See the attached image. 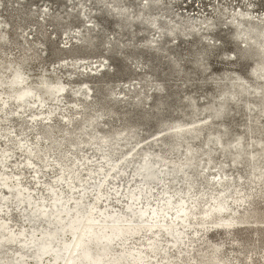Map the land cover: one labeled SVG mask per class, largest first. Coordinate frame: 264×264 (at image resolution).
Wrapping results in <instances>:
<instances>
[{"label":"bare ground","instance_id":"6f19581e","mask_svg":"<svg viewBox=\"0 0 264 264\" xmlns=\"http://www.w3.org/2000/svg\"><path fill=\"white\" fill-rule=\"evenodd\" d=\"M63 1L69 5L68 1L70 0ZM86 2L95 4L96 6L93 9L97 12H104L116 17L119 26L127 27L136 22L146 24L149 29L155 30L160 37L166 34L173 41L180 34L188 37L199 35L200 29L212 31L217 24L215 17L208 20L202 19L199 23L200 27L199 24H196L189 18L175 20L176 18L170 19L167 17L169 20L159 19V16L153 15L152 11L162 7L163 1L161 2V0H143L137 9H134L133 5L127 4L125 0H75L74 3L78 9L76 7H73V9L76 12L67 10V14L62 16L58 12L48 13L43 11V15L51 17L57 24L63 21L69 24V19L73 15L78 16L82 20L85 19L83 16L90 17V21L93 23L87 25L82 31L77 32V35H74L77 40L76 47L78 48L76 49L78 50L93 51L102 43L105 46L106 52L110 54L118 47H121L115 40H102L103 26L99 27V22L96 19L93 21V16H88V12L84 10ZM2 6L3 3L0 1V9ZM29 13L31 14L32 12L29 11ZM218 14L223 15L225 12L218 9ZM230 17L234 19L230 22V27L233 30L231 34L232 39L240 43V46H237V49L232 53L231 59L237 61L249 60L251 62L249 79H245L239 72L223 74L220 81L217 82L220 88V98L218 96L216 101H211L207 105L203 103L204 106L202 107L198 106L192 96H188L186 101L189 108L187 115L189 119L182 118L180 120L168 121L163 116L164 113L158 111L156 113V120L158 126L161 128V132L149 140L153 146L159 143L164 147L157 151H154L152 147L144 149L139 147L141 144L140 124L134 123L130 119L120 129L100 130L99 124L102 119L105 116H114L116 111L114 108H108L104 105L98 110L94 109L95 111H92V106L87 101L90 100L92 102L94 89L89 83L83 82L78 88H68V85L60 79L52 81L50 78L42 76L36 84H33L34 82H29L22 63L16 66H8V68H11L10 75H0V122L1 119L8 120L9 115L13 113L10 111L11 104L16 105L18 109L27 108L30 104L41 107L44 106L48 99L59 101L67 94H72L85 101L87 105H83L85 108L83 107L80 111V125L77 128L73 127L62 131V134L59 135L60 138L55 135V127L50 123L51 120L49 122L43 121L44 126L41 128V136L36 137L37 140L33 146L29 145L30 143L24 142L25 140L11 138L9 130L0 127V136L9 137L11 144L19 148V151L20 149L23 151L19 154H25V160L23 161L25 166H30L34 162L37 163L38 168L35 169V175L40 171V168L48 167L51 165L50 162L53 161L54 164L52 165L58 167L60 171L53 183L62 184L71 194L67 193L70 196L65 197L63 190L56 187L58 184L55 185L51 182L47 185L44 184L49 201H47L44 195H41L39 198L35 197L21 183L20 179L24 171L17 172L14 176H10L3 171L2 168L12 156L13 146L2 149L0 151V186L3 188L4 194L0 196V201L6 204L12 199L17 205L22 206L25 211L24 217L28 221L30 229L27 231L25 228H22L16 232L9 225V219L0 218V264H30L28 257L32 259L31 264H44V259L46 258L50 259V264H175L170 255V250H176L177 259L181 258L182 254L187 251L183 247L187 231L194 223L200 226L198 230H193L195 231V236L196 233L198 234L200 231L206 232V230L212 227L218 230L221 229L227 235H234L236 227L245 222V219L252 216L254 208L249 207L244 201H247L246 198L251 193L264 196V124L260 122V117L264 118V24L261 25V22L264 23V15L259 17L260 21H254L247 14L241 12L240 9ZM93 30L97 32L93 33ZM147 41L151 42L150 47L157 48L158 50L163 49L162 45L160 46V40L157 41L158 44H153L156 41L154 39H148ZM202 42H205V40L202 39ZM205 45V49L196 58V63L204 70L208 68L205 62L206 54H208L213 46L217 47L221 44L215 42ZM76 49L68 48L71 51H75ZM162 57L159 58L162 59ZM108 58L106 56L105 60H109ZM82 59L84 58L73 57V62L63 60L62 65L67 67L72 74H76L78 68L85 67L88 70L87 66L79 64V61ZM173 62L175 67H178L179 60ZM99 67L100 69L96 70L90 67L96 72L94 73L92 70H89L88 74L94 77H101L106 73L112 72V70L107 69L104 62ZM82 73L85 72L82 71ZM155 88L157 91L164 89L161 84H158ZM130 90L136 92V88H130ZM3 93L6 94L4 100L1 98ZM114 95L112 87H108L106 97L110 100H116ZM25 96H27V99L20 101ZM132 96H134L135 105L145 102L149 98L148 94L142 95L140 91ZM182 103L184 104V102ZM231 104L234 105L233 109L230 108ZM237 108L245 110L247 119L244 126L242 125V131L233 134V123L225 122L224 119ZM52 113L53 110L48 111L49 115ZM201 113H206V115H204L203 119L198 120L196 117ZM49 115L44 119H51ZM143 117L145 118L146 115ZM235 120L237 119L233 121ZM5 140L7 141V139ZM196 140H201V143L197 141L199 143L198 146L192 144ZM85 145L95 146V150L101 153L104 161L103 167L87 169V175L90 178L104 174V177L101 175L102 179H98L96 183L94 182L97 192L92 201L89 202L85 200L88 186L82 181L80 176L81 161L84 158L78 156L81 148ZM123 148H127L128 150L120 158L115 159L116 155ZM216 151H219L225 158L230 157L233 167L245 163L246 175L239 176L234 185H227V179L220 175L214 182L208 181L205 188L195 194L194 192L199 186L198 179L207 175L199 172L201 156H205L206 160L205 165H202V171L214 167H217L220 171L224 168L223 162L218 163L219 166H214ZM172 152L178 154L182 152V154L179 158L173 160L172 157L171 159L169 158V154ZM132 165L139 183L138 185L136 184L135 189L128 190L126 195L128 199L124 208L135 210V215L145 216L146 220H148L149 214L151 217V215L157 212L156 218H152V222L123 223L110 221L109 218L120 211L108 210V206L99 207V203L105 201L103 197L106 195V192H104L103 187L106 186L108 177L113 174H123ZM146 166L151 167L153 170L150 177H146L145 175ZM242 179H245L243 181L246 184V191H248H245L240 196L244 190ZM164 180L169 181L168 185H165L164 188L162 187L163 190L160 191L155 199L157 202L154 203L152 202L153 193L155 192H153V184H160ZM178 181H183L185 184L184 189L176 186ZM212 183L219 189L215 195H213L214 193L210 195L211 192L209 190L213 187ZM63 186L61 187L63 188ZM75 188H80V194L77 197H75L76 195L74 196L76 193ZM172 188L175 189L173 190ZM113 190L115 191V189ZM208 198H210V204H207L208 207L201 212L202 220L191 222L190 217L193 211ZM230 202L235 205L232 206ZM139 204L142 205L139 206ZM238 209L243 210V213L240 214ZM241 216L244 217L243 221L228 220L237 219ZM215 217L220 219H214ZM149 234L150 236H148ZM138 235V239L141 242L140 247L132 246L130 240ZM161 235H167L169 238L168 244L163 247ZM46 245L48 249L44 248ZM12 246L17 247L16 251H11L7 257L2 256V252L7 249L10 250ZM211 246L212 251L205 257V264H233L228 258L222 256L224 247L222 243ZM159 254L162 255L161 259H158ZM241 254L244 257H238L239 261L245 259L247 260V264H252L249 256L245 255V252H241ZM189 264H192V259L189 261Z\"/></svg>","mask_w":264,"mask_h":264},{"label":"rangeland","instance_id":"374dc122","mask_svg":"<svg viewBox=\"0 0 264 264\" xmlns=\"http://www.w3.org/2000/svg\"><path fill=\"white\" fill-rule=\"evenodd\" d=\"M0 1L3 3V6L0 9V75L9 76L11 73V68H8V66H16L22 63L23 70L26 76L29 78V82H34L33 84H36L42 76H46L52 81L60 79L62 82L68 85V88H78L81 83L87 82L94 89L92 102L90 100L87 101V103L90 102L89 105L92 106V111L98 110L102 105L108 108L112 107L116 111L114 116H105V118L102 119L99 124V129L102 131L120 129L125 125L127 120L130 119L134 123L140 124L141 144L139 147L141 149L152 147L154 151L164 148L159 143L153 146L149 142L152 137L161 132V128L158 126L156 120V113L158 111L164 113L163 116L168 121L180 120L182 118L189 119L187 116L189 113V108L186 101L188 96H192L196 100L198 106L202 107L211 101H216L218 96L220 98V88L218 87L217 82L220 81V78L223 74H233L234 72H239L245 77V79H249L248 76L251 62L249 60L237 61L231 59L232 53L235 49H237V46H240V43H237L232 39L231 34L233 30L230 27V22L234 19H231L230 16H233L240 9L241 12L247 14V16L252 18L254 21H260L259 17L264 15V0H161V2L163 1L162 7L152 11V14L158 15L159 19L169 20V18H176L175 20H178L189 18L196 24H199L202 19L208 20L209 18L214 17L216 19L217 24L214 30L206 31L200 29V34L197 36L192 35L187 37L180 34L178 38L173 41L166 34L163 35V37H160L155 30L149 29L146 24H139L136 22L132 25H129L130 27L119 26L116 17L108 15L107 13L106 15L104 12H97L95 9H93V7L96 6L95 4L86 2L84 5V10L88 12V16H93L94 18L92 20L94 21V19H96L97 22H99V27L103 26L102 40H115L116 43L120 44L121 46L109 54L106 52L105 46L102 43H100L99 47L93 51L76 49L78 47H76L77 40L74 35H77V32L82 31L87 25H91L93 23L90 21V17L83 16L85 19L82 20L78 16L73 15L69 19V24H67L65 21L57 24L51 17L43 15V11L48 13L58 12L62 16L67 14V10L74 12L75 10L73 7L78 9L74 3L75 0H70L71 2L68 1L69 5H67L63 0ZM142 1L143 0H125L127 4L133 5L134 9H137ZM218 9L223 10L225 14L219 15ZM29 11L32 13L30 14ZM263 24L264 23L261 22V25ZM200 26L201 25L199 24V27ZM99 27L98 29H100ZM92 32L96 33L97 31L93 30ZM148 39L156 40L153 44H158L157 41L160 40V46L162 45L163 48L159 49L161 52L157 48L150 47L149 45H151V42H148ZM202 39H204L205 42H202ZM215 42H219L221 45L217 47L213 46L208 54H206L205 62L208 68L204 70L196 63V58L200 56L201 52L205 49V44ZM69 47L76 50H68ZM106 56L109 57V60H105ZM73 57L84 58L79 61V64L87 66L88 70H86L85 67H82L81 69H77L76 74H72L67 67L62 65L63 60L66 62H73ZM159 57H162L163 60ZM178 60V67H175L173 61L177 62ZM102 62L106 64L107 69L112 70L111 73H106L101 77H94L93 75L88 74V72H90L89 70H92L90 67H93L95 70L98 68L100 69L99 66ZM175 69L177 72L176 74ZM95 70L92 71L95 73ZM82 71L85 73H82ZM158 84L163 85L164 89L162 91H157L155 88ZM108 87H112V91L115 93L114 97L116 100H110L106 97ZM130 88H136V92L140 91L142 95L148 94L149 98H147L145 102L140 103L142 104L141 106L143 108L140 106V104L135 105L134 96L132 95H135L136 92H134L135 89H133L134 91H131ZM4 97H6L5 93L2 94V100H4ZM174 97L175 99H173ZM46 102L44 106L41 107H38L35 104H30V106L24 109H18L16 105L11 104L10 111L13 113L9 115L8 120L1 119L0 127L7 128L10 132L9 135L11 138L22 141L25 140L24 142L27 144L30 143L29 145L33 146L37 140L36 137L41 136V128L44 126L42 123L43 121L49 122L51 120L50 123L55 127V135L59 137V135L62 134V131L69 130L73 127L77 128L80 125V111L83 107L85 108L83 105H87L85 101L79 97H75L72 94H67L59 101L48 99ZM182 102H184V104ZM152 104L153 106H151ZM230 108L233 109L234 105L231 104ZM145 109L146 111H144ZM237 109L233 110L232 113L224 119L225 122L228 121L231 124L233 123V134H237L239 131H242L244 123H246L247 119V113L245 110L242 108ZM49 110H53L51 115L48 114ZM233 112L235 113L233 114ZM48 115L51 117V119L45 120L44 118ZM144 115H146L145 118L143 117ZM204 115H206V113H201L197 115L196 118L201 120L205 117ZM234 119L237 120L233 121ZM260 122H262L261 124H264L263 117H260ZM5 139H7V141ZM197 141L201 143V140H196V142L194 141L192 144L194 146H198L199 143ZM246 141L248 140L246 139ZM12 146L13 145L9 141V137L0 136V151L5 148H11ZM12 149L13 153L10 157L11 159L9 158V160L6 162V165L2 168L3 171L10 176H14L17 172L24 171V174L22 173L20 179L21 183H23V185L26 186L35 197L39 198L41 195H44L47 201H49L46 195L47 191H45L46 186L44 184L47 185L51 182L55 185L58 184L53 183L60 173L58 167L52 165L54 163L51 161V165L46 168H40V171L38 172L39 174L36 173L35 175V169L38 168L37 163L34 162L30 166H25L23 164V161L25 160V154L23 153L24 156H22L23 154H19L23 151L21 149L19 151V148H16L15 145L12 147ZM127 150V148H123V150L116 155L115 159L120 158L126 153ZM181 154L182 152L180 154L172 152L169 154V158L171 159L172 157L174 160L179 158ZM78 156L80 158H84L83 161H81L82 165L80 176L82 181L88 186V193L85 200L89 202L92 201L97 192L94 184L98 181V179H102L104 174H99L93 178H90L87 175V169H98L103 167L104 161L101 157V153L95 150V146L90 145L83 146ZM200 162L201 167L199 172H203L202 174L207 175H204L202 178L198 179L199 186L195 190V194H197L200 190H203L208 181L214 182L220 175L227 179V185H234V183H236V179L239 176L246 175L245 163L233 167L230 157L225 158L219 151L215 152L214 166H219L218 163L223 162V170L219 171L217 167H214L207 169L206 171H202V165H205L206 163L205 156H201ZM111 176H109L107 179L108 184L106 183V186L103 187L104 192H106V195L103 197L105 201H101L99 203V207L108 206V210L120 211L117 214H113L109 220L123 223L152 222V218H156L155 216L157 212L151 215V217L149 214V218L146 220L145 216L142 217L139 214L135 215V210L133 211L126 209V207L124 208L128 199L126 196L128 190L135 189L139 183L138 177L134 173L133 165L129 167L125 173L120 175L113 174ZM243 180L245 179H242L244 190L241 192L240 196L246 191V184ZM168 182V180H164L160 184H153V192H155L153 193L154 196L152 202H157L155 199L159 195L160 191L163 190L164 186L168 185ZM177 184L176 186L178 188L184 189L185 184L183 181H178ZM61 186L63 185L58 184L56 187L63 190V195L65 197H69L71 194L68 192V189L64 186L62 188ZM113 189H115V191ZM172 189L174 190L175 188ZM2 190L3 188L0 186V196L4 194V190ZM75 191L76 193L74 196H79L80 188H75ZM209 191L211 192L210 195L213 193V195H215L219 189L213 184L212 189ZM10 200L6 204L1 203L0 201V218L9 219V225L16 232L22 228H25L28 231L30 229V225L24 217V209L22 206L17 205L14 200ZM246 200L247 201H244V203H247L249 207L254 208V211L252 216L250 215L251 217L245 219V222L239 224V226L236 227L234 230V235H227L221 229L218 230L215 227H212L211 229H208L209 231L206 230V232L200 231L198 234L196 233V236L198 235L196 237L195 231L198 230L200 226L194 223L193 225L196 226L192 225L187 231L185 244L183 245L187 251L182 254L181 258L177 259L176 250H170V255L175 261V264H189L191 259L192 264H205V257L212 251L211 245L218 243H222L224 246L222 256L224 258H228L233 264H247V260L245 259H242L241 261L238 260V257H244L241 252H245V255L249 256V260H251L250 262H252V264H264V196H258L251 193L248 195ZM230 203L232 206L235 205L232 202ZM207 204H210V198L203 201L202 204L193 211V214L190 217L191 222L202 220L201 212L206 207H208ZM141 205L142 204H139V206ZM239 212L242 214L243 210H239ZM214 219L219 220L220 218L215 217ZM228 220L243 221L244 217L241 216L237 219ZM148 236H150V234ZM138 237L139 235L134 236L130 240V244H132V246L140 247L141 242L139 241ZM168 241L169 238L167 235H161L162 247L167 245ZM16 249V246H12L10 250H4L2 252V256L7 257L10 255L9 253L11 251H16ZM161 256L162 255L159 254L158 259H161ZM28 259L29 263L31 264L32 259L29 257ZM44 261V264L51 263L49 258L44 259Z\"/></svg>","mask_w":264,"mask_h":264},{"label":"water","instance_id":"95a60500","mask_svg":"<svg viewBox=\"0 0 264 264\" xmlns=\"http://www.w3.org/2000/svg\"><path fill=\"white\" fill-rule=\"evenodd\" d=\"M25 99H27V96H25V97H22L21 99H20V101H22V100H25ZM145 175H146V177H150V176H152V172H153V170H152V168L151 167H145ZM217 205V204H216ZM83 244V243H82ZM45 249H48V246L46 245L45 247H44Z\"/></svg>","mask_w":264,"mask_h":264}]
</instances>
